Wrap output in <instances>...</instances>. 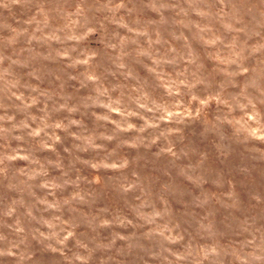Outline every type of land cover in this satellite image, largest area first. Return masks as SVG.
Listing matches in <instances>:
<instances>
[{"label":"clouds","instance_id":"1","mask_svg":"<svg viewBox=\"0 0 264 264\" xmlns=\"http://www.w3.org/2000/svg\"><path fill=\"white\" fill-rule=\"evenodd\" d=\"M0 264H264V0H0Z\"/></svg>","mask_w":264,"mask_h":264}]
</instances>
